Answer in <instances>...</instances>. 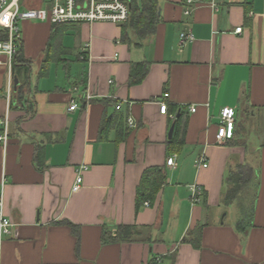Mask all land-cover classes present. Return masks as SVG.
<instances>
[{
	"label": "crops",
	"instance_id": "1",
	"mask_svg": "<svg viewBox=\"0 0 264 264\" xmlns=\"http://www.w3.org/2000/svg\"><path fill=\"white\" fill-rule=\"evenodd\" d=\"M158 1L159 22L144 40L122 42L110 23H20L27 75L0 57V118L11 84L0 198L14 225L0 264H264V0H194L188 16L185 0ZM186 32L192 39L181 46ZM136 64L146 75L131 84ZM223 107L235 109V130L218 145ZM154 168L164 185L136 210ZM237 171L246 184L227 204ZM193 185L204 192L199 204ZM120 226L136 230L130 241H101Z\"/></svg>",
	"mask_w": 264,
	"mask_h": 264
},
{
	"label": "built area",
	"instance_id": "2",
	"mask_svg": "<svg viewBox=\"0 0 264 264\" xmlns=\"http://www.w3.org/2000/svg\"><path fill=\"white\" fill-rule=\"evenodd\" d=\"M212 3L213 0H205ZM185 12L188 16L191 8L195 5L194 0H185ZM129 2L128 0H49L45 2L40 0L38 6H35L31 0H0V29L6 30L8 33L7 40L0 41V57L5 56L8 60L9 67L12 66V60L21 47L20 23L46 22L51 25H68V24H93V23H110L116 26H122L129 18ZM241 32V28L235 30L236 34ZM192 39L189 32L180 34V45ZM88 45L82 48V54L86 53ZM84 59L83 55L81 56ZM11 84L7 85L5 100L7 109L5 114L0 118V147L5 152L9 141V105L11 103ZM1 96V94H0ZM164 100L168 95L163 96ZM89 99V98H87ZM159 113L165 115L167 112V104L160 101ZM121 105L116 107L120 110ZM77 109V104L71 102L69 111ZM190 113L196 111L195 107L188 109ZM235 109L231 107H223L220 111V125L216 133V144L222 145L226 141L233 138L235 130ZM127 126L132 129L135 124L132 120L127 119ZM174 158L167 159L166 166L174 167ZM197 165L202 168L208 167L205 156H201ZM86 170V166H80L76 174L75 182L72 186V192H77L82 184L81 174ZM192 204L202 202V188L193 185L190 187ZM148 206V203L144 204ZM14 225L3 214V201L0 198V243L3 238L10 236L11 229ZM156 264V263H155Z\"/></svg>",
	"mask_w": 264,
	"mask_h": 264
},
{
	"label": "trees",
	"instance_id": "3",
	"mask_svg": "<svg viewBox=\"0 0 264 264\" xmlns=\"http://www.w3.org/2000/svg\"><path fill=\"white\" fill-rule=\"evenodd\" d=\"M129 2V18L128 21L121 27V41L128 42L132 37H136L139 40H144L153 34L157 23L159 22V6L158 0H128ZM8 33L6 30L0 29V41L7 40ZM30 62L26 60L22 54V48L18 50L17 54L12 60V71L18 78L25 77L29 70ZM141 64H136L135 69L132 72V76L135 78L131 84H138L145 77L146 73H143ZM41 71V75L45 71ZM45 70V69H44ZM22 91L20 90L18 101H22ZM177 126L175 125V129ZM175 143L173 137L170 142L171 145ZM245 175L243 176L240 171L231 173L228 177V191L226 193L225 202L230 204L236 199L238 193L244 188L246 184ZM165 176L162 169L154 168L145 171L142 176L141 183L137 188L136 194V210H138L144 202L151 203L160 188L164 185ZM241 211H245L242 209ZM244 220V219H243ZM244 224L242 221L238 223V227H242ZM74 231V227L70 226ZM135 229L131 227L120 226L117 228L115 234L104 232L101 238L103 243L106 242H128L132 239L135 233Z\"/></svg>",
	"mask_w": 264,
	"mask_h": 264
},
{
	"label": "water",
	"instance_id": "4",
	"mask_svg": "<svg viewBox=\"0 0 264 264\" xmlns=\"http://www.w3.org/2000/svg\"><path fill=\"white\" fill-rule=\"evenodd\" d=\"M174 128H175V123L172 124V126L170 127V130L168 132V138L171 139L173 132H174Z\"/></svg>",
	"mask_w": 264,
	"mask_h": 264
},
{
	"label": "rangeland",
	"instance_id": "5",
	"mask_svg": "<svg viewBox=\"0 0 264 264\" xmlns=\"http://www.w3.org/2000/svg\"><path fill=\"white\" fill-rule=\"evenodd\" d=\"M33 1L35 6H38V4L40 3V0H31ZM45 2H48L49 0H44Z\"/></svg>",
	"mask_w": 264,
	"mask_h": 264
}]
</instances>
